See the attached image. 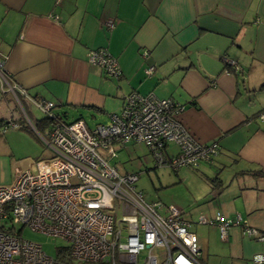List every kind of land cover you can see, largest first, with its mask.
<instances>
[{
    "label": "crops",
    "instance_id": "0c3cea01",
    "mask_svg": "<svg viewBox=\"0 0 264 264\" xmlns=\"http://www.w3.org/2000/svg\"><path fill=\"white\" fill-rule=\"evenodd\" d=\"M97 49L117 60L118 79L89 63ZM224 58L234 64L225 66ZM0 61L8 83L0 81V158L8 161L0 185L34 164L12 157L11 138L42 141L43 134L27 112L35 106L17 101L10 86L53 103L67 122H84L83 113L94 119L110 107L119 113L130 93L172 99L183 106L178 119L196 141L218 144L210 163L171 168L182 190L168 205L190 223L201 263L264 257V241L240 228L221 241L215 226L197 222L220 212L264 232V0H0ZM14 110L29 127L16 122ZM6 121L18 127L4 129ZM214 177L220 190L209 184Z\"/></svg>",
    "mask_w": 264,
    "mask_h": 264
},
{
    "label": "built area",
    "instance_id": "2783aa9c",
    "mask_svg": "<svg viewBox=\"0 0 264 264\" xmlns=\"http://www.w3.org/2000/svg\"><path fill=\"white\" fill-rule=\"evenodd\" d=\"M88 61L108 78L121 74L117 60L104 49L91 51ZM152 73L153 68L145 71ZM0 81L7 83L2 61ZM8 90L17 101L22 97L54 118L53 103L32 99L19 86ZM182 110L172 99L130 93L119 113L93 128L82 120L56 121L41 136L51 157L19 172L10 184L0 185V264H202L197 237L180 210L147 201L136 188L139 174L120 172L111 162L116 151L130 143L144 146L155 168L194 169L213 161L217 142L196 141L178 119ZM170 143L177 153L168 157ZM197 222L215 226L221 241L234 227L247 238L264 241V232L239 217L230 219L217 212L211 219L200 215ZM16 225L60 239L66 247L58 258L49 257L40 245L21 238ZM252 263L263 264L264 257L254 256Z\"/></svg>",
    "mask_w": 264,
    "mask_h": 264
},
{
    "label": "rangeland",
    "instance_id": "374dc122",
    "mask_svg": "<svg viewBox=\"0 0 264 264\" xmlns=\"http://www.w3.org/2000/svg\"><path fill=\"white\" fill-rule=\"evenodd\" d=\"M27 110L29 118L33 123L37 119H41L43 116V114L38 112L35 108L31 109L30 107H27ZM107 110L108 111L104 114L97 113L94 119L89 118L91 113H83L82 118L84 122L90 126L98 122H107L110 114L117 113L119 111L115 107H110ZM13 116L16 122H23V124L27 125L26 121L22 118L23 115L20 117L19 110H14ZM18 119L20 120L18 121ZM42 136H46V132H43ZM11 139L12 140L9 141L8 146L12 151V157L14 158H24L25 160L34 162L35 164L40 160L49 159L51 157V152L41 140H36L32 136H26L24 139L12 137ZM5 148L6 147H4V149ZM168 150L171 153H177V148L172 143L168 145ZM116 152L117 157L111 162L116 165L120 172H133L139 174L136 188L138 191L143 193L144 198L147 201H160L163 204L166 203V205H168L169 202L175 203L178 199L175 195L182 190V186L179 187L178 184L174 183L173 178L175 176L169 166L154 168L150 154L142 145L130 143L124 148L118 149ZM1 161H3V169L0 167V177L1 175H5V177H7L8 161L6 158H0V162ZM200 166L203 165L200 164ZM196 227L198 226L193 225L191 230H196ZM15 229L16 231L21 229V238L40 245L41 250L49 257L58 258V251L61 248L66 247V243L64 241L33 232L27 227L21 228L20 225H16Z\"/></svg>",
    "mask_w": 264,
    "mask_h": 264
},
{
    "label": "trees",
    "instance_id": "16d2710c",
    "mask_svg": "<svg viewBox=\"0 0 264 264\" xmlns=\"http://www.w3.org/2000/svg\"><path fill=\"white\" fill-rule=\"evenodd\" d=\"M105 50V49H104ZM225 66H230V65H225ZM175 102V101H174ZM180 105V104H179ZM181 106V105H180ZM183 107V106H182ZM53 114H54V118L53 119H50L49 117H47V116H45V115H43L42 116V118L41 119H38V122H37V127H36V130L37 131H39V132H47V130L48 129H50L51 127H52V125H54V123L56 122V121H62V122H65V123H68L67 121H65L63 118H62V116H60V115H56L55 113H54V109H53ZM10 123H13V122H10ZM9 122H4V129H6V128H8L9 126V124H10ZM15 124H17L16 122H15ZM17 127H18V124H17ZM36 131V132H37ZM194 169H196V168H194ZM258 174L259 175H262V173L261 172H258ZM209 184L211 185V187H212V189L213 190H215V188H216V190H220L221 189V182L218 180V178L217 177H214V178H212L211 180H209ZM58 252H60V250L58 251ZM58 255H59V253H58Z\"/></svg>",
    "mask_w": 264,
    "mask_h": 264
},
{
    "label": "clouds",
    "instance_id": "9594fccd",
    "mask_svg": "<svg viewBox=\"0 0 264 264\" xmlns=\"http://www.w3.org/2000/svg\"><path fill=\"white\" fill-rule=\"evenodd\" d=\"M226 65V64H225ZM207 164V163H206Z\"/></svg>",
    "mask_w": 264,
    "mask_h": 264
}]
</instances>
